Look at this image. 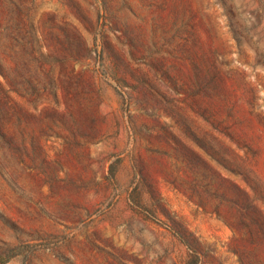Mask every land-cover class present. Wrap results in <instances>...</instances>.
<instances>
[{
	"label": "rangeland",
	"instance_id": "obj_1",
	"mask_svg": "<svg viewBox=\"0 0 264 264\" xmlns=\"http://www.w3.org/2000/svg\"><path fill=\"white\" fill-rule=\"evenodd\" d=\"M0 264H264V0H0Z\"/></svg>",
	"mask_w": 264,
	"mask_h": 264
}]
</instances>
